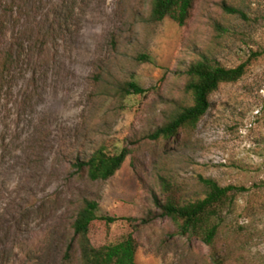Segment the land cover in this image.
Here are the masks:
<instances>
[{"label":"rangeland","instance_id":"rangeland-1","mask_svg":"<svg viewBox=\"0 0 264 264\" xmlns=\"http://www.w3.org/2000/svg\"><path fill=\"white\" fill-rule=\"evenodd\" d=\"M79 1L69 33L18 67L0 101L2 257L64 264L72 222L92 198L100 215L119 218L108 232L95 224L97 244L132 233L136 264H212L210 248L175 235L169 218L135 230L126 219L141 224L158 210L162 179L195 200L205 196L204 177L246 188L218 237L224 264H264V0H196L184 26L169 17L152 21L149 0ZM204 54L228 67L245 62L247 72L211 95L195 129L151 139L192 104L186 71ZM128 81L145 92L122 95ZM99 148L130 152L110 179L90 181L73 161Z\"/></svg>","mask_w":264,"mask_h":264},{"label":"trees","instance_id":"trees-1","mask_svg":"<svg viewBox=\"0 0 264 264\" xmlns=\"http://www.w3.org/2000/svg\"><path fill=\"white\" fill-rule=\"evenodd\" d=\"M150 19L154 22L169 17L181 26L187 24L196 0H149ZM79 0H0V101L4 90H12L15 75L27 63L41 57L51 42L56 43L77 16ZM236 13L237 10H232ZM18 23V24H17ZM20 23V25H19ZM29 28V29H28ZM30 31V33L28 32ZM11 32L8 34V32ZM38 52V54H37ZM247 63L228 67L204 54L189 65L185 90L192 96V104L182 105L164 125L149 137L154 140L170 139L181 130L195 129L211 106V95L224 83H235L247 72ZM145 92L136 81H128L120 87L122 95H140ZM129 149L110 153L103 148L92 152L87 158L73 161L76 173L90 181H106L122 167ZM206 188L205 196L195 200L184 199L173 183L162 179L165 196L155 197L157 211H152L137 224L126 218L134 230L158 217H167L175 225V235L197 238L210 248L212 264H224L228 257L218 245V237L224 226L226 215L233 210L236 200L246 188L237 185L223 186L213 178H200ZM99 202L84 198L72 222V237L67 242L64 264H136L139 247L137 238L128 234L117 242L97 244L92 237L93 227L103 223L108 232L119 218L99 214ZM6 249V248H5ZM0 246V264H17L16 254L2 257L5 251ZM78 253V254H77ZM20 264H26L22 261Z\"/></svg>","mask_w":264,"mask_h":264}]
</instances>
